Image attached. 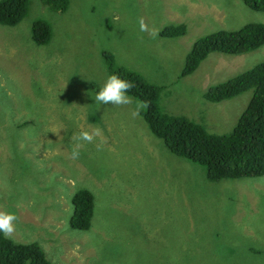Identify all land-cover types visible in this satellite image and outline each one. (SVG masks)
Instances as JSON below:
<instances>
[{
	"label": "rangeland",
	"instance_id": "374dc122",
	"mask_svg": "<svg viewBox=\"0 0 264 264\" xmlns=\"http://www.w3.org/2000/svg\"><path fill=\"white\" fill-rule=\"evenodd\" d=\"M184 1L204 13L185 17ZM37 21L50 31L43 45L32 38ZM248 23L264 25V10L241 0H69L63 11L26 0L19 22L0 25V213L16 217L7 237L37 244L52 264H264V175L211 180L152 135L145 107L132 115L138 99L94 101L110 56L160 88L162 113L230 134L254 90L220 102L205 95L264 62V45L211 52L181 71L196 39ZM178 24L185 36L159 35ZM95 128L92 141L77 139ZM80 189L94 198L87 230L69 223Z\"/></svg>",
	"mask_w": 264,
	"mask_h": 264
},
{
	"label": "trees",
	"instance_id": "16d2710c",
	"mask_svg": "<svg viewBox=\"0 0 264 264\" xmlns=\"http://www.w3.org/2000/svg\"><path fill=\"white\" fill-rule=\"evenodd\" d=\"M69 0H43L52 10L63 11ZM253 9L264 10V0H241ZM26 0H0V25L11 26L24 16ZM183 24L169 26L159 35L182 36ZM32 38L39 44L50 38L48 26L35 22ZM264 45V25L248 23L237 31H219L194 41L185 57L181 76L190 75L211 52L240 55ZM112 74L130 81L128 95L146 103L143 119L153 136L161 139L168 151L205 168L211 180L240 179L264 175V62L242 72L210 89L205 97L220 102L243 91L253 89L247 108L228 135L208 133L203 127L186 117L162 113L158 107L159 87L146 83L142 77L125 68H114L110 56H105ZM73 213L70 227L87 230L94 207L93 195L80 189L71 198ZM0 264H52L42 249L34 243H18L0 232Z\"/></svg>",
	"mask_w": 264,
	"mask_h": 264
},
{
	"label": "clouds",
	"instance_id": "9594fccd",
	"mask_svg": "<svg viewBox=\"0 0 264 264\" xmlns=\"http://www.w3.org/2000/svg\"><path fill=\"white\" fill-rule=\"evenodd\" d=\"M140 30H147L146 25L141 20ZM133 87L132 83L126 79H122L116 74L109 75L102 85L99 86L98 91L94 95V101L99 105H112L130 104L132 98L128 95V90ZM142 107H146V103L143 101L136 102V111H133L132 115H138V110ZM101 130L99 128L93 129L90 133L88 131H81L77 137L78 140L92 141L93 136H99ZM79 156L77 149H73L71 157L73 159ZM16 217L11 213H0V232L4 235H9L13 232L14 226L13 221Z\"/></svg>",
	"mask_w": 264,
	"mask_h": 264
},
{
	"label": "crops",
	"instance_id": "0c3cea01",
	"mask_svg": "<svg viewBox=\"0 0 264 264\" xmlns=\"http://www.w3.org/2000/svg\"><path fill=\"white\" fill-rule=\"evenodd\" d=\"M197 2H200V0H197ZM183 5H184V9H185V17H190V16H192L193 14H195L196 13V11H197V9H202V11H203V13H204V11H205V8H201V5H199L198 3H194V2H192V1H184L183 2ZM181 21H185V19H183L182 17H176L175 18V23L176 22H181ZM186 23H187V21H185ZM185 25V24H184ZM187 25H188V23H187ZM185 28H186V25H185ZM186 31H187V28H186ZM188 33V31L187 32H185V34L184 35H182V36H185L186 34ZM182 36H176V37H182ZM182 45L184 46H188V42L186 41V39H184L183 40V42H182ZM210 54V53H209ZM208 54V55H209ZM207 55V56H208ZM237 56H239V55H237ZM207 58V57H206ZM205 58V59H206ZM204 59V60H205ZM204 60H202V61H204ZM237 60V59H236ZM201 61V62H202ZM200 62V63H201ZM223 62H226V61H223ZM198 68V67H197ZM196 68V69H197ZM192 74V73H191Z\"/></svg>",
	"mask_w": 264,
	"mask_h": 264
}]
</instances>
